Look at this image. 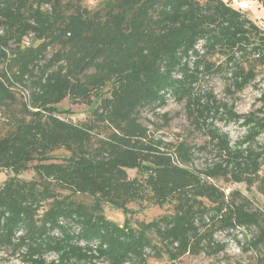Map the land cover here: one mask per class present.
<instances>
[{"label":"trees","instance_id":"trees-1","mask_svg":"<svg viewBox=\"0 0 264 264\" xmlns=\"http://www.w3.org/2000/svg\"><path fill=\"white\" fill-rule=\"evenodd\" d=\"M83 2L0 0V171L10 174L0 186V248L27 264L173 263L224 252L217 232L255 228L246 250L264 249V214L222 185L260 182L264 195V145L256 143L264 93L257 114L245 117L196 90L215 69L229 73L228 92L251 85L264 65V32L224 0ZM170 97L185 101L206 144L167 143L140 123L142 110ZM66 99L88 117L60 118ZM218 115L243 119L247 135L231 145L207 123ZM197 152L213 160L197 168ZM28 171L34 178L21 180ZM132 205L172 211L144 222ZM104 206L120 211L122 224ZM49 254L56 259L46 262Z\"/></svg>","mask_w":264,"mask_h":264},{"label":"rangeland","instance_id":"rangeland-1","mask_svg":"<svg viewBox=\"0 0 264 264\" xmlns=\"http://www.w3.org/2000/svg\"><path fill=\"white\" fill-rule=\"evenodd\" d=\"M102 0H84L83 5L88 8H95ZM235 9L242 10L246 16L255 23V25L264 32V9L261 5L252 0H224ZM30 38L24 39L27 43ZM223 58L215 56L211 58V62L215 66H223ZM191 65V64H190ZM215 67V68H216ZM246 67V66H245ZM257 77L255 81L246 87L242 92L235 93L227 91L230 84L229 73L223 69L214 71L212 75L202 77L196 85L197 93L202 96L211 95L217 104L226 107H232L233 112L239 116L249 117L256 115L257 111L261 108V96L264 93V65L256 67ZM206 98L202 99L204 103ZM57 110L61 112L68 111V114L61 113L60 118L69 120L74 123L84 121L88 115L89 110L83 105H71L66 99L57 105ZM222 112V110H221ZM140 123L146 129L153 133L157 138L162 139L164 142L177 144L185 142L194 147L203 146L208 142L209 136L205 128L196 127L194 120L188 115L185 108V101L178 102L170 97L167 100L166 106L160 109H144L141 111ZM243 119L238 121L226 122L220 119L218 115L213 120H208L207 123L213 125L219 132L226 134L233 145L247 135V128L243 126ZM258 145H264V134L256 139ZM57 161H61L67 154L63 150H59L53 154ZM213 160V155L209 152L195 153L194 165L197 168H203L206 164ZM6 172L0 171V186L4 180L9 176ZM132 177L134 172H129ZM21 180L29 181L34 178L31 171L25 172L19 176ZM259 178L264 182V164L259 172ZM230 190H238L250 204L251 211H260L264 214V195L260 191V182L249 189L244 184H222ZM80 199V198H79ZM83 200V199H82ZM87 201V200H83ZM130 209L136 212L134 220L149 222L152 219L158 218L164 214L171 213L170 205H165L162 208L147 206L142 211H137L136 206H130ZM104 215L106 218L122 224L123 215L120 211H116L109 206L103 207ZM264 227V224H263ZM256 229L249 230H236L233 232H217L214 235V240L219 243H225L226 248L224 252L216 256H207L204 253L198 256H184L177 261L170 263L163 258L150 257L148 264H264V249L259 252L247 251L246 242L256 233ZM55 255L49 254L46 256V262L55 260ZM0 264H27L17 253H12L11 250L0 248Z\"/></svg>","mask_w":264,"mask_h":264},{"label":"built area","instance_id":"built-area-1","mask_svg":"<svg viewBox=\"0 0 264 264\" xmlns=\"http://www.w3.org/2000/svg\"><path fill=\"white\" fill-rule=\"evenodd\" d=\"M24 43L27 44L28 42L26 43V42L24 41Z\"/></svg>","mask_w":264,"mask_h":264}]
</instances>
